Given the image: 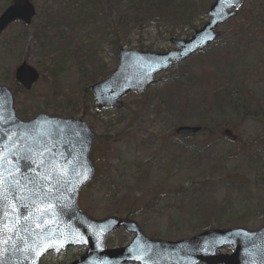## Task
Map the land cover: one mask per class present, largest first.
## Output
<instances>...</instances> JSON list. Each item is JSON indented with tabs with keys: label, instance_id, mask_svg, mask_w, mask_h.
Returning a JSON list of instances; mask_svg holds the SVG:
<instances>
[{
	"label": "rangeland",
	"instance_id": "374dc122",
	"mask_svg": "<svg viewBox=\"0 0 264 264\" xmlns=\"http://www.w3.org/2000/svg\"><path fill=\"white\" fill-rule=\"evenodd\" d=\"M144 1L99 0V9L84 10L77 2V12L71 6L65 18L50 20L52 46L34 38L38 18L27 28L14 23L0 36V85L13 93L21 119L38 113L81 119L95 134L89 155L95 177L77 201L89 218H127L147 238L169 242L212 229H260L264 0H243L237 16L218 28L215 45L158 75L143 94L123 97L120 110H97L90 87L114 70L118 47L164 53L170 40L188 39L201 29L214 0H171L161 15L133 20L135 7ZM30 2L37 15L51 0ZM9 4L0 0V14ZM22 62L40 75L28 93L13 77ZM179 126H205L211 134L183 141L174 135ZM224 129L235 136L234 143L221 135ZM131 240L118 230L105 246L125 247ZM84 253L85 248H70L41 264H70Z\"/></svg>",
	"mask_w": 264,
	"mask_h": 264
},
{
	"label": "water",
	"instance_id": "95a60500",
	"mask_svg": "<svg viewBox=\"0 0 264 264\" xmlns=\"http://www.w3.org/2000/svg\"><path fill=\"white\" fill-rule=\"evenodd\" d=\"M240 5L241 0H216L206 14L210 21L191 39L170 41L177 51L155 54L119 47L114 71L91 86L97 109H120L119 100L123 96L144 91L154 82L155 75L169 69L172 62H180L211 44L218 36L213 31L233 18ZM231 9L234 11L229 13ZM34 16L35 9L29 0H11L0 14V35L14 22L29 26ZM14 79L25 91H30L38 73L21 63L14 71ZM0 115L4 118L0 123V147L7 143L13 153L4 150V156L8 157L4 167L19 168L26 176L39 174L43 185L37 187L39 195L21 190L18 193L21 199H16V192L9 193L13 204L26 203L28 207H19L20 219L8 209L5 219L15 224V231L12 227L4 230V238L11 240L0 243V264H39L50 253L56 256L68 248L81 247L86 252L70 264H264V226L257 231L209 230L186 240L163 242L145 237L131 220L116 217L92 220L76 205L79 191L94 175L89 160L94 134L88 125L79 119L42 113L22 121L14 110L13 95L5 86H0ZM198 131L180 127L175 134L188 137ZM5 133L14 135L6 141ZM224 134L231 138L229 131ZM22 156L31 159L28 162L18 159ZM121 228L133 237L131 242L125 247L105 249L106 237ZM226 247L232 249L231 254L219 253ZM37 251L41 254L36 255Z\"/></svg>",
	"mask_w": 264,
	"mask_h": 264
},
{
	"label": "snow or ice",
	"instance_id": "6c2138e0",
	"mask_svg": "<svg viewBox=\"0 0 264 264\" xmlns=\"http://www.w3.org/2000/svg\"><path fill=\"white\" fill-rule=\"evenodd\" d=\"M3 122L4 118L2 115H0V123ZM13 135V133H5V140H11ZM6 149L9 150L10 154H13L11 153V149L7 143H4L3 147H0V210L3 212V216H0V243L4 244H7L9 240H11V237H8L7 239L4 238V230L12 227L13 231H15V224L5 219V217L9 215L8 209L11 208L12 213L16 215V219H20L21 217L19 214V207H23L25 209L28 207L26 203L20 206L13 204L11 201H9V193L14 191L17 193L16 199H21V197L18 195L21 190H27L32 195H39L37 187H43V185L40 183L42 177L39 174L26 176L25 173L20 172L19 168L9 170L4 167L5 162L8 160V157H5L3 154L4 150ZM18 159H23L28 162L31 158L29 156H22L18 157ZM5 172L8 173L7 176L5 175ZM17 173H19V175H17ZM30 185L31 187H29ZM52 246V243L49 242V247ZM56 250L58 251L59 248ZM32 251L36 250L32 249ZM44 251H47V249H44ZM40 254V252H36V255ZM0 256H2V252H0Z\"/></svg>",
	"mask_w": 264,
	"mask_h": 264
},
{
	"label": "trees",
	"instance_id": "16d2710c",
	"mask_svg": "<svg viewBox=\"0 0 264 264\" xmlns=\"http://www.w3.org/2000/svg\"><path fill=\"white\" fill-rule=\"evenodd\" d=\"M97 1L96 0H67V1L51 0L49 8L45 11H42L41 14L39 13L36 15V19L38 18L39 22L35 26V29L33 30L34 38L37 39L38 37L39 42L52 46V42L50 41V29L52 28L53 24L50 22V20H52L53 23L56 22L57 20L60 21L62 20L61 17L65 18L66 17L65 15L71 10L77 12L78 7L79 9H83V10L90 7L93 9H99L102 3ZM105 1H110V0H105ZM170 1L171 0H165L161 2L160 0H158L159 3L154 4L152 1L146 0L144 2L139 3L135 8L137 11L140 12L138 14V12L134 10L135 12L133 15V20H136L137 18H141L142 16L145 17L147 16L150 18L154 15H161L162 13L165 12V4L170 3ZM73 2H76V4H74ZM77 2H78V7H77ZM71 6H75V8L71 9L70 8ZM97 14L98 13L95 11L92 12L93 17H96ZM58 32H60V30H58ZM55 69H53L51 72L53 73ZM96 80L97 78H94L92 82ZM23 116H25L24 113ZM202 130L205 132L207 129L203 127Z\"/></svg>",
	"mask_w": 264,
	"mask_h": 264
},
{
	"label": "bare ground",
	"instance_id": "6f19581e",
	"mask_svg": "<svg viewBox=\"0 0 264 264\" xmlns=\"http://www.w3.org/2000/svg\"><path fill=\"white\" fill-rule=\"evenodd\" d=\"M52 255V254H51Z\"/></svg>",
	"mask_w": 264,
	"mask_h": 264
}]
</instances>
